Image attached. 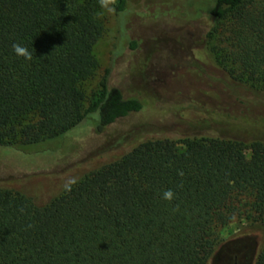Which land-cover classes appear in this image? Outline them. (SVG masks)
<instances>
[{
	"label": "trees",
	"instance_id": "16d2710c",
	"mask_svg": "<svg viewBox=\"0 0 264 264\" xmlns=\"http://www.w3.org/2000/svg\"><path fill=\"white\" fill-rule=\"evenodd\" d=\"M128 4L117 0L119 21ZM188 6L193 17L225 22L217 57L209 42L206 59L197 57L259 95L229 98L235 107L215 96L211 106L197 100L201 114L180 137L129 134L117 150L101 146L97 156L109 157L79 170L71 192L46 202L0 184V264H211L222 229L237 220L264 224V138H245L232 122L237 105L253 118L264 104V0H188ZM98 7V0H0L1 146L26 150L85 120L101 134L143 111L139 97L110 83L111 67L85 103L82 83L98 67ZM125 38L121 26L113 57ZM16 43L32 60L15 54ZM221 55L237 68L230 70ZM169 189L171 201L163 198ZM252 264H264V243Z\"/></svg>",
	"mask_w": 264,
	"mask_h": 264
},
{
	"label": "rangeland",
	"instance_id": "374dc122",
	"mask_svg": "<svg viewBox=\"0 0 264 264\" xmlns=\"http://www.w3.org/2000/svg\"><path fill=\"white\" fill-rule=\"evenodd\" d=\"M191 11L188 0H129L124 17L119 21L116 10L109 13L99 6L97 17L103 30L94 47L98 67L94 75L82 83L85 103L89 104L106 69L111 67L110 83L120 87L127 97H139L145 108L119 120L101 134L91 126L84 127L85 120L70 134L26 150L0 145V184L14 186L46 202L64 189L67 179L77 178L79 170L109 157L97 156L101 146H114L117 150L115 145L119 139L129 134L180 137L192 132L190 119L201 114L194 111L201 110L197 100L211 106L216 97L221 99L219 103L235 107L229 98L257 97L258 90L250 83L229 81L222 69L197 57L199 54L206 59V42L214 48L212 53L217 57L216 51L226 44L222 42L225 22L212 25L206 15L193 17ZM121 26L126 38L113 57ZM212 27L215 32L208 39ZM132 40L137 41L135 48L131 47ZM219 60L230 70L237 68L231 61L225 62L222 55ZM261 93L264 95V88ZM235 110L237 115L232 122L239 125V133L248 139H263L264 104L253 118L243 105H237ZM91 117L97 121L99 113ZM127 146L124 143L122 149ZM221 236L224 241L211 264H252L264 243V224L237 220L222 229Z\"/></svg>",
	"mask_w": 264,
	"mask_h": 264
},
{
	"label": "clouds",
	"instance_id": "9594fccd",
	"mask_svg": "<svg viewBox=\"0 0 264 264\" xmlns=\"http://www.w3.org/2000/svg\"><path fill=\"white\" fill-rule=\"evenodd\" d=\"M116 3H117V0H98V4L100 6L101 9H103L104 11L106 12H109V13H112L116 10ZM13 51L15 52V54L17 56H20V57H24L26 60H32V53L29 52V50L24 47V46H21L20 44L16 43V44H13ZM179 175H183V173H178ZM78 183V178L76 177H71L69 179H67L64 183V189L65 191H68V192H71L72 190V187L73 185L77 184ZM174 197V192L169 189V190H166L164 193H163V198L168 200V201H171ZM23 211V210H21ZM29 227H31V225H29Z\"/></svg>",
	"mask_w": 264,
	"mask_h": 264
}]
</instances>
